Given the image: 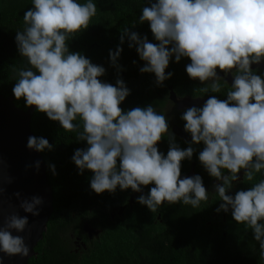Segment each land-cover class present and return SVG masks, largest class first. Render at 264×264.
<instances>
[{"label": "clouds", "instance_id": "1", "mask_svg": "<svg viewBox=\"0 0 264 264\" xmlns=\"http://www.w3.org/2000/svg\"><path fill=\"white\" fill-rule=\"evenodd\" d=\"M96 13L93 0H32L23 15L25 27L15 35L17 51L27 60L23 67H12L15 99L23 98L25 107L34 106L63 130L76 133L77 141L86 142L71 160L78 174L91 171L90 189L96 194L114 193L117 187L141 192V186L154 185L136 200L151 213L164 203L199 208L209 199L200 175L181 178V162L191 160L193 145L202 143L198 160L220 182L213 185L221 201L215 211H231L237 224L251 229L264 261V179L228 194L241 170L248 181L264 170V72L251 67L264 62V0H147L131 27L148 22L158 43L129 27L121 31L120 44L127 37L128 47H135L145 62L139 71L153 73L158 86L173 75L165 71L173 57L177 63L182 57L190 60L185 72L206 85L202 93H219L228 86L226 99L212 95L201 107L183 111L180 119L191 136L183 149L165 114L152 104L123 110L120 104L130 94L123 79L117 78L115 85L102 82L98 78L106 72L103 66L69 50L68 39L87 29ZM121 52L120 46L109 50L110 63L118 72ZM217 69L232 75L230 86ZM165 134L166 155L157 147ZM26 146L37 152L54 148L36 136H29ZM35 166L39 168V161ZM49 168L55 175V166ZM3 191L0 187V196ZM42 203V198L33 196L19 207L38 216ZM27 225L28 217L18 214L0 224V253L29 255L24 238L12 234L23 232Z\"/></svg>", "mask_w": 264, "mask_h": 264}, {"label": "trees", "instance_id": "2", "mask_svg": "<svg viewBox=\"0 0 264 264\" xmlns=\"http://www.w3.org/2000/svg\"><path fill=\"white\" fill-rule=\"evenodd\" d=\"M78 2L86 3L87 0ZM93 3L97 5L96 15L91 18L87 29L68 39L69 50L82 55L84 53L91 58L93 64L107 68V74L109 72L111 77L109 82L116 81V78L125 80L131 76V72L125 76L122 74L127 70V60L123 53L132 59L136 58L135 63L132 60V83H137L133 80L138 73L135 65L138 62L137 67L141 68L145 62L140 60L136 51L128 47L127 37L122 45L119 37L123 28L129 27L130 31L137 32L141 37L146 36L149 42L158 43L146 22L131 27L134 22H138L137 15L147 6V0H93ZM31 7L32 0H0V94L5 98L11 97L15 106L21 110L28 107H25L23 98L16 100L12 94L15 84L12 67H23L27 60L17 51L15 35L16 31H22L25 27L23 15ZM97 36L103 40L97 42ZM104 44L109 45V50L116 49L117 46L122 48L123 53L117 64L126 70L118 72L117 68L110 67L109 50L106 52V47H102ZM189 61L177 63L173 57L165 70L173 75L163 83L195 84L185 72ZM256 69L264 72L263 69ZM141 76L145 80L144 85L156 84L153 73H143ZM147 90L146 86L136 89L133 98L137 100V104L145 103L147 98L144 92ZM129 96L132 99V95L126 98ZM223 98L226 99V96ZM60 127L58 122L50 121L44 113L35 110L32 114L30 129L33 135L46 138L54 145L53 150L40 152L52 190L53 210L42 240L34 248L36 254L28 260V264H264L259 257V244L254 240L251 229L237 224L231 213L226 214L223 220L222 211H215L221 203L218 194L209 193V199L202 201L199 208L179 202L165 203L157 212L151 213L146 206L137 203L134 208H129L123 215L112 219L109 210L115 205L114 200L122 197L125 201L129 198L130 191L127 189L118 192L120 195L117 197L115 195L118 193L115 192H93L90 189L91 171L85 170L83 174H78L79 170L71 160L74 151L85 148L86 142L77 141L75 136H67L68 132ZM193 147L196 151L191 160H195L197 164L194 172L201 176L207 187L211 181L217 180L209 176L198 160L203 144ZM162 148L168 149V146L161 145L160 152ZM162 153L166 155L167 151ZM188 162L190 160L187 159L181 162V172L186 170ZM49 165L55 166V175ZM260 179H264V170L257 173L253 181L242 177L235 184L233 194L237 190H247ZM153 186L150 184L149 189ZM73 214L79 217V230L82 220L90 227L101 230L79 258H73L67 247V234L72 228Z\"/></svg>", "mask_w": 264, "mask_h": 264}, {"label": "water", "instance_id": "3", "mask_svg": "<svg viewBox=\"0 0 264 264\" xmlns=\"http://www.w3.org/2000/svg\"><path fill=\"white\" fill-rule=\"evenodd\" d=\"M251 67L264 70V63L253 64ZM34 111V106L21 110L15 106L11 97L5 98L0 94V187L4 189L0 196V224L12 214L27 216L28 225L25 230L20 233L13 231L12 234L22 236L30 249L29 255L24 258L0 253V264H28V260L34 256V248L42 240L53 210L52 190L46 176V165L40 152L30 150L26 146L28 137L34 136L30 129ZM37 161L38 169L35 166ZM194 175L196 174L191 169L181 175V178ZM238 177L237 181H241L243 170L238 173ZM15 193L20 194L19 198ZM33 196L40 197L43 201L38 206V216H32L19 207L22 200H30ZM84 229L87 231L86 227Z\"/></svg>", "mask_w": 264, "mask_h": 264}, {"label": "flooded vegetation", "instance_id": "4", "mask_svg": "<svg viewBox=\"0 0 264 264\" xmlns=\"http://www.w3.org/2000/svg\"><path fill=\"white\" fill-rule=\"evenodd\" d=\"M84 1L86 0H83V2ZM139 15L140 13H138L137 15V18H136L137 20H138ZM146 24H148V22H146ZM100 39H102V37L100 38L98 36L96 37L97 42H99ZM108 46H109L108 44H104L102 46L103 48L106 47L105 48L106 52H107V49L109 50ZM132 50L136 51L135 47H132ZM112 51H115V49L113 48ZM122 53L123 51L121 52V55ZM83 55L86 58L91 59L86 54L83 53ZM123 57L124 59L127 60L126 68L128 70L127 71L126 69H122V70H126V73L122 72L123 76L131 72V76L125 78L127 82L124 79L123 81L125 82L126 87L130 91H132V94L131 92L129 94V95H132V99H130V96L128 98H125V100L120 104V107L123 110H130L134 107H138V106L146 107L148 104H152L156 108L157 112L165 114L166 117L168 118L169 129L175 134V142L179 145L181 149L186 148L188 144L185 143V141L190 142L191 136L189 133L184 131V121L180 119L183 111L187 107H190V106L201 107L203 103L208 99V97L212 95H215L218 99L223 100L224 99L223 97L226 96V91L228 90V86L226 85L223 86L221 92L219 93H211L209 91V93L205 94V93H202L200 89L206 85H202L198 80H192V79L190 80H192V82H195V84H182V82H177V83L165 82L163 83V85H160L161 87H159L157 84L144 85L145 80L141 76L143 73L139 71L140 68L137 67L138 62L135 65L138 73L137 74L134 73L136 77H133V80L136 81L137 83H132V72H133L132 60L137 61V59L135 58V56H134L135 59H132V57L128 55L126 56L125 53H123ZM186 60H188V58L182 57L180 61L185 62ZM187 63H190V61ZM110 67L114 68L113 66H111V64H110ZM105 70H106L105 74L99 78L102 80V82H107V83H111L115 85L116 81L114 82L108 81L110 77L109 72L107 74L108 69L105 68ZM217 72L220 76H223L224 79L227 80L230 86L232 83V75L229 74L227 76H224V73L220 72L219 69H217ZM221 83L223 84V81H221ZM143 86L148 87V90L144 92L147 100L145 101V103L137 104V100L133 97L136 95L135 94L136 89L143 88ZM138 91L140 92V90ZM69 135L72 137L74 136L76 137V133L74 132H68L67 136ZM161 145L162 147L168 146V139H167L166 134L164 138H162V140L157 144L158 149L160 148ZM162 151H168V149L162 148L161 152ZM196 166H197L196 161L190 160V162H188V167L186 168L184 172H181V175L188 173L191 169L195 170ZM238 182L239 181L234 182L233 187L232 189L229 190L228 194L234 195L233 194L234 189L236 188L235 184H237ZM217 183H220V182L213 180L210 182V184L207 187H205L208 193L214 194L213 185ZM128 190L130 191L128 199L125 198L126 200L124 201L122 197H118L117 199L114 200L115 205L112 206V208H110L109 210V215L112 219L115 216L123 215L127 209L132 208V207L134 208L135 206H137V202H136L137 197L141 194L146 195L149 190V185L141 186V192H133L131 189H128ZM118 192L119 193L121 192L119 187H117L115 194ZM119 193L115 195V197L119 196L120 195ZM121 209H122V212H120ZM90 211L91 209H89V212ZM228 213H231V211L227 213L223 211L221 212V216L223 220L225 219V216ZM157 218H159V216H157ZM72 222H73L72 228L69 229L70 232L67 234V241L69 242L67 247L69 249V254H71L73 258H79L83 256V254L87 251L89 247V243L93 239H96L99 236V234L101 233V230L90 227L89 224L87 222H84L83 220H82V223L79 224L80 225V230H79L78 229L79 227H77L78 222H79V217H75L74 214L72 215ZM84 227L87 228V231L84 229ZM88 230H90L91 232H88ZM95 233H98V234L96 235Z\"/></svg>", "mask_w": 264, "mask_h": 264}]
</instances>
